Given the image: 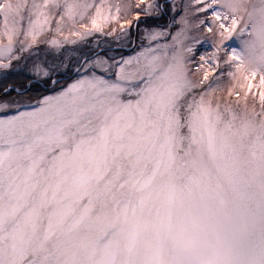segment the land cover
<instances>
[{"label":"snow or ice","instance_id":"1","mask_svg":"<svg viewBox=\"0 0 264 264\" xmlns=\"http://www.w3.org/2000/svg\"><path fill=\"white\" fill-rule=\"evenodd\" d=\"M240 120L264 144V0H0V244L51 264V239L160 165L217 192Z\"/></svg>","mask_w":264,"mask_h":264},{"label":"rangeland","instance_id":"2","mask_svg":"<svg viewBox=\"0 0 264 264\" xmlns=\"http://www.w3.org/2000/svg\"><path fill=\"white\" fill-rule=\"evenodd\" d=\"M246 120L237 121L234 125L225 126L222 134L233 143L242 145L241 151L235 158V172L232 179L217 192H207L194 187L188 182L190 168L185 162H178L174 166H156L147 170L142 184L135 195V199L111 197L100 203L89 215L84 217L80 226L67 230L48 242V253L51 264H56L54 251L58 243L72 235H90L96 246L103 252L107 264H139L133 257L124 259L114 249L112 242L115 239L112 230L95 226L92 219L99 214L115 213L121 217L129 214L140 215L148 219L158 220L169 214L170 206L177 197L185 194H194L196 199L191 207L203 210L206 214L228 221L231 217L255 211L264 214V144H249L250 126L238 130ZM248 121V120H247ZM143 239L156 240L163 247L173 264H189L187 258L179 252L162 231L148 232ZM264 236H253L247 241L240 242L241 246L258 247ZM23 243L0 244V262L2 264H16L17 258L23 250Z\"/></svg>","mask_w":264,"mask_h":264},{"label":"clouds","instance_id":"3","mask_svg":"<svg viewBox=\"0 0 264 264\" xmlns=\"http://www.w3.org/2000/svg\"><path fill=\"white\" fill-rule=\"evenodd\" d=\"M250 123L246 120L238 130ZM260 170L264 172V164ZM195 199L191 193L177 197L169 214L158 220L109 212L97 215L92 223L112 230L116 252L124 259H138L139 264H173L158 241L143 239L145 233L157 230L168 237L189 264H264V239L255 248L240 244L253 236H264V214L248 211L225 221L192 208ZM54 258L56 264H107L103 252L87 234L61 240Z\"/></svg>","mask_w":264,"mask_h":264}]
</instances>
